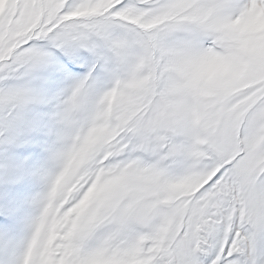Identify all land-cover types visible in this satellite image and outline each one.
Masks as SVG:
<instances>
[{
    "label": "snow or ice",
    "instance_id": "1",
    "mask_svg": "<svg viewBox=\"0 0 264 264\" xmlns=\"http://www.w3.org/2000/svg\"><path fill=\"white\" fill-rule=\"evenodd\" d=\"M0 264H264V0H0Z\"/></svg>",
    "mask_w": 264,
    "mask_h": 264
}]
</instances>
